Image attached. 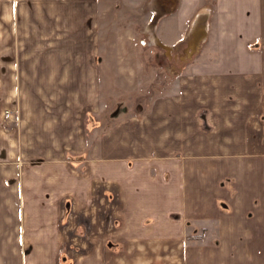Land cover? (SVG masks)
I'll return each mask as SVG.
<instances>
[{
	"label": "crops",
	"instance_id": "1",
	"mask_svg": "<svg viewBox=\"0 0 264 264\" xmlns=\"http://www.w3.org/2000/svg\"><path fill=\"white\" fill-rule=\"evenodd\" d=\"M130 2L140 46L134 23L118 50L101 0H46L43 17L0 0V184L21 161L64 162L53 193L93 217L94 243L116 187L105 243L125 264H264V0ZM140 75L150 106L101 122L118 80Z\"/></svg>",
	"mask_w": 264,
	"mask_h": 264
},
{
	"label": "rangeland",
	"instance_id": "2",
	"mask_svg": "<svg viewBox=\"0 0 264 264\" xmlns=\"http://www.w3.org/2000/svg\"><path fill=\"white\" fill-rule=\"evenodd\" d=\"M16 1L37 3L35 7L32 6V12L43 17L46 0ZM141 22L142 15L131 9L130 0H101L99 28L105 36L102 43L106 44L108 35L115 33L116 48H127L125 33L128 26L135 23L138 31L135 39L140 46ZM118 81L120 82L115 85V99L106 98L101 106V122L107 120L109 112L120 120L140 113L145 105L149 107L154 101L152 88H147V81L141 75L134 82ZM12 118L18 119L17 112ZM87 155L84 156L87 158ZM65 156L68 158V155ZM128 161L135 162L134 159ZM21 163L23 166L19 172L15 176H4L5 180L2 182L5 183L0 184V264H125L123 243L111 246L105 243L110 237L112 239L109 241L118 242L115 239L116 232L119 231L105 229L112 226L116 219L120 220L113 213L124 207V201L116 187L110 197L104 199L102 196L100 199L104 213L99 216L105 222L104 229L96 238H101L100 242L94 243L92 239L96 233L91 228L93 217L80 215L71 202L62 198L63 195L53 193L52 175L57 173L64 180L67 165L62 161L58 162V166L51 161ZM39 165L41 168L35 167ZM232 172L213 171V179L215 181L216 177H221L220 187L224 189L236 187L238 177ZM214 190H217L216 185Z\"/></svg>",
	"mask_w": 264,
	"mask_h": 264
},
{
	"label": "built area",
	"instance_id": "3",
	"mask_svg": "<svg viewBox=\"0 0 264 264\" xmlns=\"http://www.w3.org/2000/svg\"><path fill=\"white\" fill-rule=\"evenodd\" d=\"M146 26H147V25H146ZM152 27H153V26H152ZM11 112H12L11 110H7V111H6V116L11 117Z\"/></svg>",
	"mask_w": 264,
	"mask_h": 264
},
{
	"label": "trees",
	"instance_id": "4",
	"mask_svg": "<svg viewBox=\"0 0 264 264\" xmlns=\"http://www.w3.org/2000/svg\"><path fill=\"white\" fill-rule=\"evenodd\" d=\"M192 237H194V235H193ZM197 238H198V237H197Z\"/></svg>",
	"mask_w": 264,
	"mask_h": 264
},
{
	"label": "water",
	"instance_id": "5",
	"mask_svg": "<svg viewBox=\"0 0 264 264\" xmlns=\"http://www.w3.org/2000/svg\"><path fill=\"white\" fill-rule=\"evenodd\" d=\"M167 47V46H166Z\"/></svg>",
	"mask_w": 264,
	"mask_h": 264
}]
</instances>
